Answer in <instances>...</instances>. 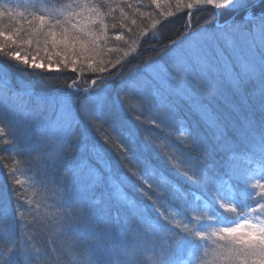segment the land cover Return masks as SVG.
Returning a JSON list of instances; mask_svg holds the SVG:
<instances>
[{"label": "snow or ice", "instance_id": "6c2138e0", "mask_svg": "<svg viewBox=\"0 0 264 264\" xmlns=\"http://www.w3.org/2000/svg\"><path fill=\"white\" fill-rule=\"evenodd\" d=\"M160 2L152 0L157 6ZM182 3L184 0H176L177 7ZM208 5L230 16L239 14V22L225 20L216 32L202 35L200 39L189 37L183 42L171 41L170 51L164 54L163 60L147 65L151 73L147 78L141 76L126 84L121 71L117 70L100 79L99 83L92 79L94 87L91 88L76 89L74 82L68 86L70 91L62 95L37 92L34 87L23 94L29 99L35 98L36 102L27 112L28 121L39 123L42 112L52 109V116L44 124L47 151L40 153V159L45 168L61 165L62 179L71 184L70 202L60 204L57 222L69 229L75 228L71 238L74 246L80 249L77 252L79 264H142L145 251L152 253V264H177L175 256L184 246L191 249L190 260L179 261V264H264V177L260 175L264 173L261 168L264 164V0H190L185 7L191 10L194 6ZM66 8L67 12L58 10L47 15L33 12V19L29 21L32 30L24 43L31 44L35 40L38 46L43 44L45 53L51 48L52 55L62 57L61 62L67 61L75 71L76 58L98 53V36L92 27L96 22V9L85 5L77 12L72 4ZM11 11L4 5L0 8V16ZM85 11L87 15H84ZM191 15L189 11V21ZM100 23L103 24V20ZM186 26L191 27L190 22ZM19 32L17 29V35ZM0 37L13 41V37L3 31H0ZM70 56L73 58L69 59ZM13 59L20 62L13 65L16 71L38 77H45L55 67L51 62L47 65L37 62L34 57L30 62V58L19 53L9 56V61ZM5 75L6 72L0 69V81L6 83ZM113 81L130 88L135 99L122 96L119 91L113 97ZM225 88L236 97L259 102V115L252 110L245 116V132L253 146V154L260 162L255 173L244 176L252 191L247 193L246 201H237L231 189L226 194H219L217 188L212 192L211 203L205 201L203 208L193 204L181 206L180 212L173 213L169 211L171 205L166 202L165 194L159 190L162 185L154 188L150 183L157 175V169L151 165L152 159L162 157L164 163L184 175L194 186L213 184L214 177L201 170L181 148L161 143L154 150L150 143L141 145L135 141L139 124L147 122L163 131L162 125L166 126L176 117L177 100L196 96L200 101L197 105L199 119L209 124L219 142L230 151L225 135L227 125L222 124L221 116L213 107V101ZM77 92L83 94V99L74 100ZM8 107L24 111L26 105L22 98L12 97L5 103V108ZM123 113L131 115L132 119H124ZM137 113L150 114L151 118L141 121ZM88 129L103 130L101 142L89 141L82 131ZM189 140L180 142L183 148L203 145V140L196 134L190 133ZM0 141L11 145L17 155H23L26 150L3 122H0ZM109 148L115 152L118 161L112 160ZM165 149H172V154ZM69 156L72 157L70 160ZM245 158L249 164L253 163L251 157ZM133 160L142 168L128 169L130 175L120 174L119 162L131 164ZM188 172L192 175L188 176ZM101 189L107 190V200L102 208L97 207L96 201V193ZM129 192L142 194L144 199L140 205L129 198ZM196 200L200 197L196 196ZM113 203L127 206L136 214V228L132 232L135 242L132 244L126 240L111 245L100 243L111 233ZM160 208H164L167 215L161 213ZM219 209L234 218L227 220ZM189 212L194 215H186ZM177 215L184 219L173 223ZM156 235L163 241L158 246L146 247L147 239L144 243L139 242L140 237ZM208 241L214 245L211 249ZM93 242H96V251L89 247ZM17 256L20 257L19 264H49V261L60 259L55 249L48 256L30 246L13 245L0 257V264H14Z\"/></svg>", "mask_w": 264, "mask_h": 264}, {"label": "trees", "instance_id": "16d2710c", "mask_svg": "<svg viewBox=\"0 0 264 264\" xmlns=\"http://www.w3.org/2000/svg\"><path fill=\"white\" fill-rule=\"evenodd\" d=\"M189 2L190 0H184V3L177 7L176 0H161L159 6L153 4L152 0H0V8L7 5L12 9L11 12H5L0 16V31L11 35L14 41L0 37V47H2L0 69L6 72L4 77L6 83L0 81V122L15 133L18 144L26 149L23 155H17L11 145H5L0 141V257L9 247L24 245L32 247L34 251H43L48 256H51L52 249H55L60 259L49 261V264H79L77 252L80 249L74 246L71 238L75 228L69 229L57 222V216L61 211L60 204L62 201L70 202L68 197L71 195V184L62 179L61 165L45 168L40 159V153L47 151L44 124L52 116V109L48 108L42 112L39 123L28 121L27 112L35 107L36 102L35 98L29 99L23 96L25 91L34 87L37 92L62 95L70 91L68 86L73 85L74 82L76 89L91 88L92 79H96L99 83L100 79L117 70L121 71V78L126 84L141 76L147 78L151 75L147 71V65L157 60L162 61L163 53L170 50L171 41H187V38L193 34H197L195 38L200 39L202 35L216 32L225 20L229 23L240 20L239 14L230 16L229 13L221 11L219 13L218 9L210 5L194 6L189 10L185 7ZM68 4H72L77 12L85 5L89 8L95 7L96 22L92 27L98 36V49L103 54V58L111 59V62L103 67L105 69L103 72L99 71L98 63L83 64L81 60L77 61L76 70L72 71L73 66L70 63L61 62L59 56L54 59L51 48L45 53L40 47L43 44L38 48L33 45L35 40L31 44L24 43L32 30L29 21L33 19L31 15L33 12L37 15L41 13L47 15L58 10L67 12ZM189 11L192 13L190 21ZM87 14L85 11L84 15ZM101 20L103 24L100 23ZM189 22L191 27L186 26ZM17 29H20L19 35ZM103 36H109L110 39L101 40ZM117 36L124 39L117 40L115 39ZM125 42H129L126 49ZM112 44H116L113 46L114 50L106 49ZM5 53L8 56H5ZM12 53L30 58V62L34 57L37 62L45 65L49 62L54 63L56 68L48 71L45 77L21 73L13 67L20 62L14 59L9 61ZM69 59L72 57L70 56ZM66 63H68L67 67H65ZM117 91L122 96H132L135 99V94L130 88L123 87L119 81H113V97ZM12 97L23 99L26 105L24 111L14 110L12 107L5 108L6 101ZM81 99H83L82 93L74 94L75 101ZM176 103L178 105L176 117L166 126L162 125L163 131L145 122L139 124L134 140L141 145L150 143L154 150L156 145L161 143L181 148L199 164L201 170L207 172L209 177H214V183L208 186L203 184L194 186L184 175L164 163L162 157L152 159L151 165L157 169V175L150 183L154 188L162 185L159 190L165 194L166 202L171 205L169 211L178 213L182 210L181 206L188 207L193 204L203 208L205 201L211 203L212 192L217 188L219 194H226L231 189L237 201H246L247 193L252 189L245 183L244 176L255 173L260 162L258 156L253 154V146L245 132V116L252 110L256 111L257 116L259 115L258 100L248 101L236 97L225 88L223 94L213 101V107L221 116L222 124L227 125L225 135L228 137L230 151H226L209 124L199 119L197 111L199 98L185 97L177 100ZM40 107L43 109L44 106L40 105ZM137 114L140 115L141 121H145L146 117L151 118L147 113ZM121 115L124 119H132V116L126 113ZM82 131L89 141L101 142L103 130ZM190 133L198 135L203 140V145L183 148L180 142L189 140ZM105 147L107 148V145ZM165 151L172 154V149ZM108 152L112 160L118 161L112 149L109 148ZM245 157H251L253 163L249 164ZM71 158L68 157L69 160ZM141 168L142 165L136 160L131 164L127 162L118 164L119 173L122 175H130L128 169L135 171ZM261 168H264V164H261ZM184 170H187L186 166ZM191 175L192 173L188 172V176ZM260 175L264 177V173ZM224 181L227 183L225 184ZM128 195L138 205L144 199L140 193L132 195L129 192ZM196 196L200 197L199 201L196 200ZM106 200V189L96 193L97 207H105ZM159 211L167 215L164 208H160ZM219 211L227 220L234 218L232 214L224 213L223 209ZM153 215L155 216L156 213ZM186 215H194V213L189 212ZM111 216V233L100 243L111 245L125 240L129 244L134 243L132 232L136 228L135 212L127 206L121 207L113 203ZM182 219L183 216L177 215L173 223H178ZM145 239L148 241L146 247L163 243L159 235L151 238L140 237L139 242L144 243ZM208 246L209 249L214 247L211 241H208ZM89 247L96 251V242ZM190 251L188 246L178 250L175 256L177 264L182 260H190ZM151 257L152 253L145 251L142 264H152ZM19 262L20 257L17 256L14 264Z\"/></svg>", "mask_w": 264, "mask_h": 264}, {"label": "rangeland", "instance_id": "374dc122", "mask_svg": "<svg viewBox=\"0 0 264 264\" xmlns=\"http://www.w3.org/2000/svg\"><path fill=\"white\" fill-rule=\"evenodd\" d=\"M219 11V13H220V10H218ZM217 23V22H216ZM195 35H197V34H193L192 36H191V38L192 39H197V38H195V37H197V36H195ZM122 40L124 39V37H121V36H119ZM112 38L113 37H111V40H112ZM189 38V37H188ZM188 38H187V40H188ZM42 39V38H41ZM105 39H110L109 38V36H103L102 38H101V40H105ZM115 39H116V37H115ZM101 40H99V41H101ZM98 43V42H97ZM109 43V42H108ZM128 43L129 42H125V49L128 47L127 45H128ZM33 45H35V47L36 48H38L39 46L35 43V44H33ZM114 45H116V44H114ZM113 44L112 45H110V46H108V47H106V49H109V50H114L115 49V47H113L114 46ZM41 47V49L43 50V46H40ZM101 48V47H100ZM165 49V48H164ZM117 50H118V52H119V49L117 48ZM168 51H170V50H168ZM167 51V52H168ZM117 52V53H118ZM166 52H164L163 54H165ZM117 55V54H116ZM103 56V54H101V52H100V50L98 49V53L97 52H92V53H89V55L87 56V57H79V58H76L77 59V61L78 62H80V60L82 61V63L84 64H96V63H98L99 64V66H100V68H103V67H106L107 65H108V63L109 62H111V59L110 58H103L102 57ZM55 57H56V55H54V59H55ZM58 57V56H57ZM73 58V57H72ZM114 58H112V60H113ZM59 60H62V57H60L59 56ZM54 64V63H53ZM56 68V66L54 67V69ZM148 71V73L149 74H151L150 73V71H149V69L147 70ZM94 87V86H93Z\"/></svg>", "mask_w": 264, "mask_h": 264}]
</instances>
